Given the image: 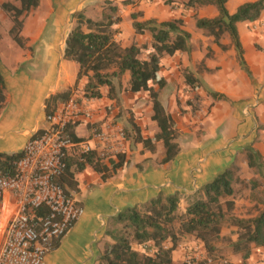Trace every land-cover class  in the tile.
<instances>
[{
  "label": "crops",
  "instance_id": "0c3cea01",
  "mask_svg": "<svg viewBox=\"0 0 264 264\" xmlns=\"http://www.w3.org/2000/svg\"><path fill=\"white\" fill-rule=\"evenodd\" d=\"M93 1L55 0L52 3V6L53 4L55 6L54 10L41 12L34 17L25 16L21 32L27 39L29 38V44L25 45V48L31 49V55H26V52L21 50L14 56L13 64L9 66L3 63L0 56V73L5 81V103L0 110V154L22 153L26 142L46 127L47 99L74 86L79 65L64 60V40L74 25L70 15L77 11H84L85 14V5ZM243 3L245 2L228 0L226 7L230 13H233ZM41 4L40 0L39 6ZM147 12L145 18L143 15L140 21L151 18L165 21L177 16L170 10V18L161 20L163 18L159 13H151L153 12L151 9ZM198 12L201 18H212L217 15L214 7L200 8ZM206 12L210 15H205ZM130 14L119 15L120 33L116 36V40L123 46L133 43L141 46L146 43L149 36L134 33ZM180 18L184 17L180 14ZM262 19L263 17L261 20L247 23V28L244 30L241 28L243 23L237 25L243 47V58L250 76L239 66L237 59L229 64L226 63L225 54L222 53L224 54L222 62L218 64L222 69L219 71L220 74H217L222 83L219 81L214 83L216 75L213 57H208L209 52L206 48L200 52L199 46L190 44L191 54L195 59H199L207 70L203 80L211 91L225 95L229 102H220L224 108L221 111L217 110L220 108L211 100L210 110L203 115L206 123L205 135L188 142L183 147L182 143H179L182 149L173 160L160 164L165 150L159 152V157L155 153L160 149L161 142H157L153 150H148L141 143H131L130 139L127 140L125 152L128 162L125 169L112 170L109 161H102L100 171L88 164L79 171L76 165L77 150L71 149L68 152L71 174L68 177L72 184L69 185L65 181L64 188L84 212L74 226L54 242L53 249L46 255V264H96L111 218L125 208L144 204L160 192L172 194L178 191L181 194H194L217 173L233 163L235 155L242 153V149L247 145H252L264 160V20ZM39 40L42 42L40 45L35 46L34 49L30 48V45H34ZM209 47L213 52L221 51L217 46ZM182 53L184 52L175 55ZM189 53L185 52V54ZM231 53L232 51H227V55ZM167 57L161 60V71L168 88L174 80L172 75L182 67L184 69L191 67L192 63H189L188 59L180 63ZM22 65L24 66L21 67ZM85 83L86 80L82 79L76 88L77 99L80 102H83L81 98ZM101 93L100 99L85 102L90 117L75 119L70 125L73 135L81 140L89 139L93 124L100 125L109 120L115 122L122 113L119 106L123 99L122 94L120 95L122 99L116 100L107 97L105 88L101 89ZM133 111L135 121L130 124L121 123L124 129L137 125L139 130L140 127L142 128L140 133L144 138H153L158 133V128L151 120L152 111L149 102L147 101L144 110L135 108ZM141 111L144 113L141 114ZM187 116L190 118L192 115ZM214 124L222 127L217 138H214L213 130L208 131V128H212ZM254 124L261 126L260 132L255 130ZM147 126L149 129L145 131ZM244 164L247 167L246 161ZM4 199L11 207L10 216L4 224L5 229L14 212V205L10 195L5 194ZM1 240L2 236L0 243ZM185 241L184 239L178 243L175 248L172 254L173 264H179L184 256L189 254L187 252L191 251V247H194V243H185ZM166 246L171 247V243H166ZM258 259L264 258L262 255L259 258L253 256L252 264H259L256 263Z\"/></svg>",
  "mask_w": 264,
  "mask_h": 264
},
{
  "label": "trees",
  "instance_id": "16d2710c",
  "mask_svg": "<svg viewBox=\"0 0 264 264\" xmlns=\"http://www.w3.org/2000/svg\"><path fill=\"white\" fill-rule=\"evenodd\" d=\"M40 0H1L0 10L12 16V26L8 29L9 37L22 49L25 41L21 37L25 16L39 6ZM115 0H106L100 12V18L93 20L77 11L70 15L73 27L68 32L63 46V58L79 65L75 84L72 88L50 96L45 104L46 118L56 107L70 98L78 83L85 79L84 96L89 100L100 99L101 89L107 90L109 99L119 100L123 92V78L128 77L127 91L132 94L147 93L152 110L151 120L156 123L158 133L153 138H144L137 125L124 129L127 140L141 143L145 149L153 150L157 142L164 147V156L160 164L173 160L179 153L177 123L161 100V93L167 88V82L161 71L164 56H174L180 52L189 53L191 35L184 30L183 20L172 18L159 21L155 18L139 20L141 12L131 13L132 29L137 35H148L145 44L133 43L123 46L116 40L120 33L119 7ZM122 5L133 2L121 0ZM179 2L183 9L194 11L196 29L211 37L212 45L222 51L227 46L221 42L225 35L230 39L239 66L250 76L244 58L237 25L252 23L264 16V0L245 2L235 12L230 13L226 7L228 0H169ZM204 7H214L217 15L212 18L195 16V12ZM211 50V49H210ZM184 83L193 91L202 88V82L190 71L183 73ZM212 100L229 102L220 93L209 91ZM5 103V81L0 73V110ZM197 103V104H195ZM200 98L188 100L187 113L196 116L200 109ZM196 105V106H195ZM69 135L73 141H85L73 135L69 126ZM247 167L253 171L254 178L248 180L250 196L261 205L256 215L248 218L233 214L235 199L234 165L217 173L210 181L200 187L194 194L158 193L144 204L125 208L111 218L105 231V241L98 254L96 264H173L172 254L178 243L188 237L199 240L208 251L214 250V240L223 230H229L236 240L232 242V254L238 256L241 264L252 260L254 251H259L264 258V160L252 145L242 149ZM22 153L0 154V170L13 172L14 162ZM126 154L109 160L112 170L125 169L128 165ZM67 170L58 178L65 194L64 182L69 185L70 165L67 158ZM100 171L102 160L96 152L85 157L84 162L76 160L77 169L81 171L86 165ZM232 165V166H231ZM70 197V196H69ZM185 203L180 212V204ZM170 242L171 247L166 243ZM137 247L144 250H137Z\"/></svg>",
  "mask_w": 264,
  "mask_h": 264
},
{
  "label": "built area",
  "instance_id": "2783aa9c",
  "mask_svg": "<svg viewBox=\"0 0 264 264\" xmlns=\"http://www.w3.org/2000/svg\"><path fill=\"white\" fill-rule=\"evenodd\" d=\"M76 89L46 118V127L31 137L14 171L0 170V205L5 194L13 200L11 215L0 243V264H46L54 242L64 236L83 215V208L67 196L58 178L67 169L68 152L77 150V161L96 152L102 161L124 154L127 138L118 123L93 124L88 140L73 141L69 126L75 119L90 117L84 96ZM211 263V260H208ZM186 264H192L190 259Z\"/></svg>",
  "mask_w": 264,
  "mask_h": 264
},
{
  "label": "rangeland",
  "instance_id": "374dc122",
  "mask_svg": "<svg viewBox=\"0 0 264 264\" xmlns=\"http://www.w3.org/2000/svg\"><path fill=\"white\" fill-rule=\"evenodd\" d=\"M42 4L39 6L38 9L31 11L26 16L28 17H34L35 15L43 12H49L55 9V6L52 3L55 0H41ZM106 0H94L91 4H87L84 7L85 14L87 17L98 20L100 18V12L102 9V6ZM235 2H248L252 0H234ZM1 2V0H0ZM115 5L119 7V15L121 14H130V13H136L141 12L145 18V13H148L147 11L149 9L153 10L151 13H159L163 18L161 20H165L170 18V10L173 11L177 16L175 18H179L180 14L184 17L182 20L184 22L183 28L184 30L188 31L191 35L190 43L193 46H199L200 52H203V50L206 48L208 50V57H213V65L215 67L214 73L216 76H214V83H222L220 81V77H217V74H220L219 71L222 69L221 67H218V64L222 62L223 55L225 54L224 61L226 63L233 62L234 59L236 60V54L233 49V46L231 45L230 39L227 35L222 37L221 42L223 45L227 46L226 51L219 52H213L210 50V45H212V39L211 37L205 35L202 33V31L196 29L195 22H194V11H184L183 5L179 2H169V0H130V2H133L128 5H122L121 0H115L113 1ZM169 8V9H168ZM166 9L167 11H164ZM195 16L200 17V14L198 10L195 12ZM32 15V16H30ZM148 15V14H147ZM179 15V16H178ZM205 15L209 16L210 13L206 12ZM173 17V16H172ZM141 19V18H140ZM160 20V19H159ZM261 20V19H260ZM264 20V16L263 19ZM12 26V16L3 12L0 10V56L3 60V63L7 66L10 64H13L14 56L17 55V53L21 52V50L26 52V55H31V49L27 50V48H20L7 34L8 29ZM242 30L247 28V23H243L241 25ZM21 37H23L25 41V45L27 46L29 44L28 40L24 35V33L21 32ZM42 42L39 40L34 45H30V48L34 49L35 46L40 45ZM190 45V46H191ZM207 46V47H206ZM192 48V47H191ZM217 48V47H216ZM218 49V48H217ZM192 50V49H191ZM227 51H232L231 55H227ZM221 52V53H220ZM224 53V54H222ZM167 57V56H164ZM168 59H175L176 61L183 63V60L189 61L191 64V67L184 69L182 67L179 69V71L175 72L173 76L174 80L171 84V87H168L164 89V91L161 93V99L162 102L165 104L171 115L174 116L176 123H177V130H178V136L177 139L181 146H185L188 142L194 141L195 139H200L203 137L204 132L206 131V123L204 121V114L206 111H209V104L212 100V98L209 96V91L211 90L207 83L203 80L204 74L207 71L204 68V64L199 62V59H195L193 54L191 52L189 54H179L171 56ZM195 62V63H194ZM194 63V64H193ZM22 65L21 67H23ZM190 71L191 74L198 79L200 82H202V88L198 91H193L191 87H188L184 83L183 73L184 71ZM222 72V71H221ZM212 76V73L210 74ZM223 78V76H222ZM128 88V77L125 76L123 78V99L121 104L119 105L121 107V112L118 120L115 121L116 123L120 124L123 129L124 126L122 124H130L135 121V113L133 110L140 109L144 110L147 106V93H140V94H132L127 91ZM198 96L200 98V111L197 112L196 116H191L190 118L187 116L186 110L189 109V106L187 105L188 100H194V98ZM208 97V98H207ZM207 98V99H206ZM197 104V103H195ZM196 106V105H195ZM215 106H218L223 111L222 104H220L219 101H215ZM217 108V107H216ZM152 111V110H151ZM144 111H141V114H143ZM122 123V124H121ZM138 123V122H137ZM136 124V123H135ZM216 126V127H215ZM130 129V126H128ZM254 128L257 132L261 131V126L259 124H254ZM142 128L140 127V130ZM149 128L146 127L145 131H147ZM213 130V136L214 138L219 137L222 127L220 125L214 124L212 128H208V131ZM213 138V137H212ZM180 149H182L180 147ZM164 150L162 144H160V149L156 151V156L159 157L162 151ZM245 157L243 153H238L235 155L234 162L232 165H234L235 169V176L238 179V182L235 183V191L237 192L238 196L235 199V207L233 210V214L242 217V218H248L256 215L257 210L261 208V205L256 202L255 199H253L250 196V191L248 188V180H251L254 178L253 171L246 167L244 164ZM231 165V166H232ZM228 167V166H227ZM224 170V169H223ZM222 171V170H221ZM185 203L180 204V212H183V209L185 208ZM11 207L10 205L6 203L5 199L2 203V209L0 213V237L3 235L4 230V224L6 223L7 218L10 216ZM236 240L235 236H231L229 230H223V234L220 235V237L216 240H214V250L208 251L203 246V244L196 239H193L191 237H188V239L185 241V243H194L191 247V251L187 252L189 254H186L184 256V259L179 264H186L185 261L187 259H190L192 261V264H241L240 259L238 256H234L232 254V247L231 244ZM144 250V248L137 247V250ZM254 256L259 258L262 254L258 253V251H254ZM208 260H211V263L208 262ZM253 261V260H252ZM251 260L246 261L244 264H252ZM256 263L264 264V259H258Z\"/></svg>",
  "mask_w": 264,
  "mask_h": 264
}]
</instances>
